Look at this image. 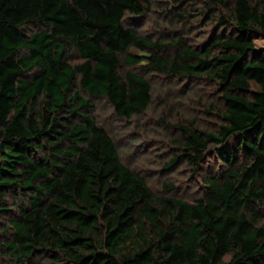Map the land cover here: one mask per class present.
I'll list each match as a JSON object with an SVG mask.
<instances>
[{"label":"trees","instance_id":"16d2710c","mask_svg":"<svg viewBox=\"0 0 264 264\" xmlns=\"http://www.w3.org/2000/svg\"><path fill=\"white\" fill-rule=\"evenodd\" d=\"M148 3L0 0V218L6 191L19 199L0 248L15 264H264V49L249 36L264 34V0H205L215 26L193 45L141 34ZM146 72L216 96L202 104L213 127L179 123L172 139L192 200L154 193L92 115L89 97L145 111Z\"/></svg>","mask_w":264,"mask_h":264},{"label":"rangeland","instance_id":"374dc122","mask_svg":"<svg viewBox=\"0 0 264 264\" xmlns=\"http://www.w3.org/2000/svg\"><path fill=\"white\" fill-rule=\"evenodd\" d=\"M205 0H149L145 13L135 19V27L141 34L168 39L177 34L186 35L187 43L201 42L215 26L213 20L204 17ZM215 11H210L209 16ZM186 14L182 20L177 14ZM254 46L264 49V34L249 33ZM174 48H167L171 54ZM131 52L134 53L133 50ZM79 61L71 52V62ZM140 71L123 63L119 72ZM151 86V100L145 111L131 118L118 117L105 98H90L93 104L92 115L113 139L121 162L143 176L151 190L160 195H172L192 200L199 194V181L192 176L191 170L182 159L168 166L167 162L177 149L173 138L178 132V124H197L211 128L218 118L207 112L202 105L215 99L212 87L204 80H173L163 74L146 72ZM87 97L84 92H80ZM6 206L9 210L0 218V243L11 239L12 229L9 218L17 217L18 198L6 191ZM8 226L4 230V227ZM0 264H15L8 249L0 248Z\"/></svg>","mask_w":264,"mask_h":264}]
</instances>
